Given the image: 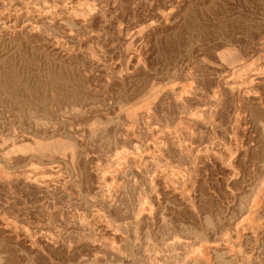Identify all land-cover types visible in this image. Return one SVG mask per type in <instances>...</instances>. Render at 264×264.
I'll return each mask as SVG.
<instances>
[{
	"label": "rangeland",
	"instance_id": "rangeland-1",
	"mask_svg": "<svg viewBox=\"0 0 264 264\" xmlns=\"http://www.w3.org/2000/svg\"><path fill=\"white\" fill-rule=\"evenodd\" d=\"M0 264H264V0H0Z\"/></svg>",
	"mask_w": 264,
	"mask_h": 264
}]
</instances>
